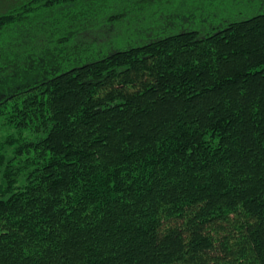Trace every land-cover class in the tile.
I'll return each instance as SVG.
<instances>
[{"label":"trees","instance_id":"16d2710c","mask_svg":"<svg viewBox=\"0 0 264 264\" xmlns=\"http://www.w3.org/2000/svg\"><path fill=\"white\" fill-rule=\"evenodd\" d=\"M105 3L26 0L0 33ZM240 17L1 96L0 264H264V12Z\"/></svg>","mask_w":264,"mask_h":264},{"label":"rangeland","instance_id":"374dc122","mask_svg":"<svg viewBox=\"0 0 264 264\" xmlns=\"http://www.w3.org/2000/svg\"><path fill=\"white\" fill-rule=\"evenodd\" d=\"M23 1L0 0V14ZM263 7L261 0H107L87 10L83 18L75 10L35 16L0 33V62H9L2 64L0 98L54 75L55 70L95 59L101 48L132 42L144 32L209 31L239 16L264 12ZM113 8L124 17L106 21ZM5 129L0 128V135Z\"/></svg>","mask_w":264,"mask_h":264}]
</instances>
